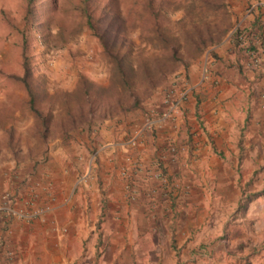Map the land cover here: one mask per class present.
<instances>
[{
    "label": "crops",
    "instance_id": "1",
    "mask_svg": "<svg viewBox=\"0 0 264 264\" xmlns=\"http://www.w3.org/2000/svg\"><path fill=\"white\" fill-rule=\"evenodd\" d=\"M245 15L239 27L247 40L239 46L231 33L223 40L231 53L228 64L210 57L203 69L216 74L187 83L175 96L164 91L154 110L162 115L177 101L168 117L156 123L160 127L152 145L171 174L168 183L149 176V147L140 151L146 164L137 170L135 185L127 180L132 157L113 141L107 143L108 154L98 149L97 155L112 154L108 172L86 171L83 179L78 174L85 155L64 153L60 141L49 144L45 155L26 159L0 153V201L9 192L12 205L26 207L22 202L27 199L41 209L29 220L2 214L0 264H184L182 258L193 259L190 248L207 230V213L214 205L227 209L230 203L235 210L260 191L258 181L250 185L246 180L260 175L264 156V0H254ZM194 70V65L187 70L190 78ZM184 74L179 80L186 83ZM170 143L179 147L171 155L166 153ZM260 195L252 196L239 214L264 210ZM6 248L13 252L10 259Z\"/></svg>",
    "mask_w": 264,
    "mask_h": 264
},
{
    "label": "rangeland",
    "instance_id": "2",
    "mask_svg": "<svg viewBox=\"0 0 264 264\" xmlns=\"http://www.w3.org/2000/svg\"><path fill=\"white\" fill-rule=\"evenodd\" d=\"M95 1L103 6L102 10L101 8L98 10L105 13L104 22L95 21L99 26L98 33L103 35L102 38L108 44H115L124 33L131 42L130 57L133 58L137 71L141 69L138 64L142 57L151 60L152 57L149 56L154 53V58L159 56L164 60L166 54L165 51L163 52L165 49L161 40L145 39V32L143 34L139 24L140 18L137 13L141 11L144 0ZM165 1L168 4L162 9L171 21L174 35L178 36V50L182 55L177 61V69L154 86L136 84V93L140 102L134 110L116 113L112 107L113 103L102 104L101 107L94 109L93 117L98 122L93 125L90 137L87 136L86 128L77 123V127L70 130L73 137L63 139L51 130V135L43 139L42 143L37 137L39 124L37 119L28 107H24V102L17 98L18 95L25 97L26 92L7 77L8 73H20L23 68V53L20 47L21 29H24L29 36L24 54L28 57L32 72L34 76L42 77L45 88L51 92L59 88L72 89L80 71L87 74L91 80L106 84L110 61L107 57L105 41L91 32L84 22L81 10H74V3H81V0H33L30 3V12L28 0H0V101L13 109L9 120L0 127V153L7 151L19 159H26L40 154L45 155V152H49V144L60 141L64 153L80 150L85 155L78 174V177L82 179L84 177L82 174L86 171L108 172L106 169L112 164V154L109 155L110 158L103 155L101 158L97 157L102 149L105 150L103 154H108L106 152L108 142H116V148H126L129 157L137 159L142 155L140 151L149 147L153 149L151 156L149 154L150 160L154 159L152 155L155 154L156 147L153 148L152 145L158 136L156 128L160 127L155 125L161 122L160 112L155 113L154 110L162 101L163 92L166 91L169 95L175 96L178 92L185 91L187 83L192 84L198 80L203 82L209 79H204L202 76L203 67L204 65L207 67L210 57L228 64L226 61L231 60V53H228L229 49L224 47L223 40L233 32V29L246 22L245 13L252 12L254 3V0H205L202 5L194 2V8L187 12L192 0ZM106 23L107 26L104 27ZM208 24L212 29L216 26L219 29L225 28V32L219 41L206 46L201 44L199 49L196 44L199 39L198 32L202 31L206 35L205 30ZM241 39L247 40L246 36ZM237 49L239 53L243 52V48L237 47ZM192 65L195 66L193 73L195 77L192 76L194 78H190V74L187 73ZM183 72H185L184 77L187 78L186 83L179 80ZM216 73L217 70L210 74ZM210 74L208 73V77ZM177 75L179 78L176 77ZM175 83L176 86H174ZM168 85L169 88H167ZM130 101V99L127 100L128 103ZM148 118L154 120L150 126L145 124ZM132 139L135 143L130 142ZM148 140L152 142L151 145L145 144ZM143 143L144 148H142ZM133 145L136 147L134 148ZM64 148L70 149L65 152ZM132 160L130 164L132 175H128L127 179L131 182L139 179H136L135 174L139 170L136 163L140 161ZM251 165L252 163L247 164V169H250ZM72 167L68 165L67 170ZM258 167L260 175L257 176L254 173L246 181L250 185L251 182L255 185L258 181L260 191H264V156L261 157ZM151 169L155 173L157 169L160 170V168ZM155 173L149 176L160 180L163 184V176H156ZM179 179L175 177L173 181ZM152 183L148 184L149 188L154 187ZM135 184L136 182H133V185ZM52 191L53 196H57L58 193L54 189ZM260 197L264 198V193ZM246 198L242 203L246 201ZM260 204L264 206V200ZM223 205L225 204H216L207 213L209 217V225L205 226L207 230L201 236L202 239L197 240L190 248V252H194L193 259L187 261L189 257H184L181 262H185L184 264H264V210L242 216L239 212L245 209L243 205L241 207L238 204L235 210L230 203V208L227 209H224Z\"/></svg>",
    "mask_w": 264,
    "mask_h": 264
},
{
    "label": "trees",
    "instance_id": "3",
    "mask_svg": "<svg viewBox=\"0 0 264 264\" xmlns=\"http://www.w3.org/2000/svg\"><path fill=\"white\" fill-rule=\"evenodd\" d=\"M31 1L33 0H28L27 2L29 12L31 10ZM204 1L192 0L187 12L194 8V2L202 5ZM167 4L168 2L165 0H144L141 11L137 13L143 34L145 32V39L148 41H152L154 38L160 39L165 49L163 52L165 51L166 54L164 60L159 56H156L159 59L154 58V53L149 56L152 57L151 60L142 57L138 64L141 69L137 71L133 64V58L130 57L131 42L124 33L115 44H108L102 38L103 35L98 33L99 26L95 21L104 22L105 13L98 10L99 8L102 10L103 6L95 0H81V3H74V10H81V15H84V22H86L91 32L105 41V49L110 61L108 82L106 84L91 80L87 74L80 71L77 82L72 89L59 88L52 92L48 91L45 88L46 85L42 77L40 75L34 76L28 57L24 54L29 36L24 29H21L20 47L21 53H23V68L20 73H8L7 77L26 92L25 97L18 95L17 98L24 102V107H28L29 111L37 119L39 123L37 130L39 141L43 143L51 135V130L53 133L62 136L63 139L73 137L70 130L76 128L78 124L86 128L87 136L90 137L93 125L98 122L93 117L95 114L94 109L101 107L102 104L113 103L112 107L116 113L134 110L140 102V98L136 93V84L154 86L177 69V61L181 59L182 55L178 50V36L174 35L171 21L162 9ZM106 26L107 23L104 27ZM210 26L209 24L206 26V35L202 31L198 32L199 39L196 44L199 49H201V44L206 46L219 41L225 32V28L219 29L216 26L212 29ZM243 32L244 29L236 27L231 33V37L235 38V43L241 44ZM154 62L155 64H153ZM128 99L131 100L129 103L127 102ZM12 110L3 101H0V127L4 126V123L9 120ZM84 128L83 131H85ZM133 147L135 148L136 145H133ZM166 149L168 150V147ZM159 151L160 149L154 151L155 154L152 155L154 159H152L150 165L156 169L160 168L159 171L163 174L164 183H168L171 174L166 169L164 158ZM167 154L171 155L169 150ZM132 159L135 161L140 160L136 163L139 169L146 164L141 158L132 157ZM154 173L155 171H151L150 175H154ZM262 193L264 191L248 195L246 201L241 203V207H245L252 196Z\"/></svg>",
    "mask_w": 264,
    "mask_h": 264
},
{
    "label": "built area",
    "instance_id": "4",
    "mask_svg": "<svg viewBox=\"0 0 264 264\" xmlns=\"http://www.w3.org/2000/svg\"><path fill=\"white\" fill-rule=\"evenodd\" d=\"M256 64H257V61L254 59L251 65L253 66ZM204 77L205 78L208 77V72H207L206 67L203 69V78ZM176 104H177L176 99L170 103L171 107L169 108V112H171L172 109L176 107ZM169 112L164 111L162 113V115L160 116L159 120L162 121V120L166 119L169 115ZM153 122H154L153 119L148 118L145 124L147 126H150ZM130 142L135 143L133 139ZM178 148L179 147L177 145H174L173 143H170L168 145V150L170 151V153H174V152L178 151ZM155 175L156 176L158 175L160 177L163 176V174L159 170L156 171ZM10 200L11 199H10L9 192L3 193L2 199L0 201V219H2L1 218L2 214L7 215L8 219L10 217H15L18 219L21 218V219H26V220L32 219L35 216H38L40 214V211H41L40 207L34 206L30 200L25 199L22 202L23 205L26 207H23L21 205H18V206L15 205L14 206L10 203ZM12 256H13L12 250L6 248V257L8 259H10V257H12Z\"/></svg>",
    "mask_w": 264,
    "mask_h": 264
}]
</instances>
